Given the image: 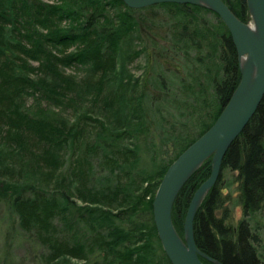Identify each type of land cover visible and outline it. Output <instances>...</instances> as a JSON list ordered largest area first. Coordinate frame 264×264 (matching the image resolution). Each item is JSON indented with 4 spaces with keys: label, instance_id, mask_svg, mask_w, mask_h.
<instances>
[{
    "label": "trees",
    "instance_id": "1",
    "mask_svg": "<svg viewBox=\"0 0 264 264\" xmlns=\"http://www.w3.org/2000/svg\"><path fill=\"white\" fill-rule=\"evenodd\" d=\"M223 1L251 21L247 0ZM158 8L176 18L178 33L140 47L146 19L137 15ZM210 11L176 3L132 9L123 0H0V200L41 246L40 264H172L154 220L157 189L241 81L230 31ZM203 12L215 16V26ZM193 51L198 56L182 77L178 65ZM143 54L145 77L123 82L128 63ZM71 68L83 75L67 74ZM30 96L73 108L76 117L39 116L26 107ZM211 171L212 158L175 200L173 222L183 238L191 199ZM228 171L235 179H222ZM236 206L243 211L237 224ZM257 214L264 215V98L196 213L198 247L222 264H263Z\"/></svg>",
    "mask_w": 264,
    "mask_h": 264
},
{
    "label": "water",
    "instance_id": "2",
    "mask_svg": "<svg viewBox=\"0 0 264 264\" xmlns=\"http://www.w3.org/2000/svg\"><path fill=\"white\" fill-rule=\"evenodd\" d=\"M132 9L164 3L190 4L216 13L230 31L238 54L241 81L214 125L166 171L153 201V214L163 248L172 264H205L194 231L196 213L220 177L227 151L243 132L264 98V0H247L251 21H241L223 0H123ZM244 60V61H243ZM212 158L210 176L195 191L184 222V238L173 222V205L186 182Z\"/></svg>",
    "mask_w": 264,
    "mask_h": 264
},
{
    "label": "rangeland",
    "instance_id": "3",
    "mask_svg": "<svg viewBox=\"0 0 264 264\" xmlns=\"http://www.w3.org/2000/svg\"><path fill=\"white\" fill-rule=\"evenodd\" d=\"M205 18L216 23V18L213 14H204ZM140 18H145V22L140 26V35L142 37V44L140 47L145 46L147 43L151 44L150 38H155L157 42L162 41L163 37H168L171 39L175 34L174 25L176 23V18L173 15L164 9L158 8L155 10H142L138 13ZM169 19V21H168ZM172 19V20H171ZM163 22V23H161ZM167 30V31H166ZM177 30V29H176ZM156 31V32H155ZM171 33H170V32ZM163 32V33H162ZM138 50V48L136 47ZM197 51L191 52L190 57L182 56V61L179 66V73L182 77L192 69V60L195 56H198ZM147 56L143 54L139 56L136 60L131 63H128L127 71H125V76L123 82L135 81L136 79H142L145 77V72L147 68ZM121 64L118 68L121 69ZM167 67V66H166ZM171 67L172 71H177L176 67ZM69 75H78L82 76L83 71L71 68L67 70ZM90 103L85 105L86 107L90 106ZM182 105L181 107H183ZM26 107L29 108L35 114L39 116L51 115L55 112L67 117L71 120H74L76 114L75 109L67 107L63 109L62 107H57L54 103L43 99H35L34 96H30L26 99ZM185 111V110H184ZM44 113V114H42ZM184 122L185 119L182 118ZM181 124L175 129V132H180ZM238 173L234 171L224 172L222 179H235ZM6 178L1 176L0 179ZM237 183L234 184L233 190H231L232 198H236L238 192L235 188ZM227 192V191H225ZM243 217V211L241 206H236L233 210V223L237 224L240 219ZM256 221L260 224H264V215L257 214ZM262 239V245H260V252L262 253V261L264 264V234H260ZM42 248L39 246L33 239L29 238L19 227L18 219L15 214L10 210L8 203L5 200H0V264H40L39 256L41 255Z\"/></svg>",
    "mask_w": 264,
    "mask_h": 264
},
{
    "label": "bare ground",
    "instance_id": "4",
    "mask_svg": "<svg viewBox=\"0 0 264 264\" xmlns=\"http://www.w3.org/2000/svg\"><path fill=\"white\" fill-rule=\"evenodd\" d=\"M166 4V3H165ZM172 4V3H171ZM188 5V4H187ZM169 6V5H168ZM176 6V5H175ZM165 7V6H164ZM199 7H201V6H199ZM157 8V7H156ZM202 8V7H201ZM153 9V8H152ZM165 9V8H164ZM170 9V8H169ZM173 9V8H172ZM175 9H177V8H175ZM167 10V9H166ZM195 10V9H194ZM197 10V9H196ZM199 10V9H198ZM205 10V9H204ZM232 10V9H231ZM199 12V11H198ZM211 12V11H210ZM187 13V12H186ZM214 13V12H213ZM183 14V13H182ZM181 14V15H182ZM193 14V13H192ZM203 14H204V12H203ZM199 15V14H198ZM211 15V14H210ZM180 16V15H179ZM214 16V15H213ZM189 18V17H188ZM248 19V18H247ZM172 20V19H171ZM205 20V19H204ZM220 20V19H219ZM168 21H169V19H168ZM210 21V20H209ZM244 22V21H243ZM161 23H163V22H161ZM178 25V24H177ZM213 25H214V23H213ZM179 26V25H178ZM182 26V25H181ZM215 26V25H214ZM178 28V27H177ZM182 28V27H181ZM207 29V28H206ZM216 30V29H215ZM167 31V30H166ZM177 30H175V32H176ZM217 31V30H216ZM156 32V31H155ZM170 32V31H169ZM184 32H185V29H184ZM220 32V31H219ZM163 33V32H162ZM171 33V32H170ZM197 34V33H196ZM187 35V34H186ZM189 35V34H188ZM187 35V36H188ZM200 35V34H199ZM181 36V35H180ZM185 36V35H184ZM196 37V36H195ZM164 38V37H163ZM199 38V37H198ZM187 39V38H186ZM193 39V38H192ZM192 39H190V40H192ZM194 40V39H193ZM218 42V41H217ZM158 43V42H157ZM162 44H163V42H162ZM234 45V44H233ZM179 47V46H178ZM217 47V46H216ZM196 48V47H195ZM186 49V48H185ZM217 49V48H216ZM180 51V50H179ZM183 51V50H182ZM184 53V52H183ZM188 54V53H187ZM190 56V55H189ZM244 61V60H243ZM237 65V64H236ZM235 65V66H236ZM232 69V68H231ZM237 72V71H236ZM229 73V72H228ZM238 74V73H237ZM240 74V73H239ZM227 75V74H226ZM234 80V79H233Z\"/></svg>",
    "mask_w": 264,
    "mask_h": 264
}]
</instances>
